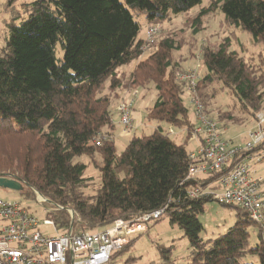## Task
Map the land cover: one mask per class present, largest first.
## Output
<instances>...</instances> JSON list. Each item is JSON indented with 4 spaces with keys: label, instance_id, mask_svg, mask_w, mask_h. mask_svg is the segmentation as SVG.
<instances>
[{
    "label": "trees",
    "instance_id": "1",
    "mask_svg": "<svg viewBox=\"0 0 264 264\" xmlns=\"http://www.w3.org/2000/svg\"><path fill=\"white\" fill-rule=\"evenodd\" d=\"M203 1L35 0L24 5L27 20L18 25L17 11L7 23L9 37L0 55V176L21 182L23 193L30 194L26 187L35 188L62 207L47 216L60 230H105L118 219L132 221L165 209L171 225L183 230L190 242L189 264H264V222H254L237 206L224 205L237 212L233 227L216 239H202L199 217L215 200L193 198L191 191L216 177L187 179L193 162L186 144H177L170 131L158 125L118 154L111 134L112 105L124 89L153 87L156 99L147 119L186 129V143L196 124L190 121L186 94L190 102L191 94L198 97L209 116L213 100L233 98L231 110L218 109V118L228 124L243 122L237 115L256 119L264 110V56L255 65L230 50L229 38L201 49L203 70L197 66L195 87L176 79L186 70L175 58L180 45L173 36L156 37L150 55L128 76L119 74L145 53L137 16L146 15L147 27L162 26ZM212 5L229 24L248 32L254 45L264 46V0H216ZM211 11L206 7L194 18L195 35ZM106 84L109 93L103 95ZM104 131L109 139L94 145ZM10 141L16 143L14 148L7 145ZM260 151L264 141L245 156ZM82 156L100 172L93 195L84 193L92 179L85 177L87 165L76 162ZM67 209L75 212V219ZM252 229L257 234L254 245ZM133 243L134 238L111 261ZM160 252L169 260V250L161 247Z\"/></svg>",
    "mask_w": 264,
    "mask_h": 264
},
{
    "label": "rangeland",
    "instance_id": "2",
    "mask_svg": "<svg viewBox=\"0 0 264 264\" xmlns=\"http://www.w3.org/2000/svg\"><path fill=\"white\" fill-rule=\"evenodd\" d=\"M10 0H0V55L6 47V40L9 37V29L7 23L12 22L13 14L17 11L20 12V18L17 20L19 25L23 21L29 18V12L24 6L31 4L35 0H17L9 5ZM216 0H204L203 3L191 10L190 12L178 17H173L171 20L165 21L161 26V32L158 35L161 36H173L175 41L180 45V50L175 52L176 60L181 64V67L186 71L192 70V68L199 67L200 71L203 69L200 67V53L203 47L207 45H215L222 42L224 39L229 38L231 41L230 50L236 51L240 56L246 60L251 61L255 65L259 62L261 56H264V46H256L253 44L252 36L245 31L235 28L229 24L223 12L218 9L217 6H213ZM211 6V12L208 16L204 17V29L198 35L193 33L192 22L196 18L202 9ZM137 21L141 24L142 29L140 31L138 39H146L147 20L146 15H140L136 17ZM190 22V23H189ZM151 51H147L143 56L131 63L125 65L118 71L120 75H129L128 70L134 69V67L142 60L146 59L150 55ZM63 55V53L61 52ZM250 62V63H251ZM109 93L108 84H106L103 95ZM153 95L155 90L153 87L149 89H124L120 92L117 100L113 102L112 109L116 107V110L120 103L133 100L132 105V118L135 128L127 131L124 137L116 139L117 153L121 154L129 142L135 137L149 136L152 134V128L157 127L159 124L163 127L172 130L170 137L177 144H186L187 151L191 152L197 148V140L189 139L188 142L184 129L172 128L166 123H158L156 121H149L147 119L148 109L153 106ZM186 106L190 110V121L195 123V115L193 106L190 102L188 94L184 97ZM233 104V98L229 96H219L213 100L209 106V114L211 117L219 120L221 128L223 129V135L226 140H229L233 145L238 147H244L247 142L250 141L249 135L252 131L257 130L258 116H264V110L259 113L255 118L237 115L243 122L240 123H227L221 121L218 118V109L224 111L231 110ZM135 119V120H134ZM228 124V125H227ZM142 127L136 131V127ZM264 128V125H263ZM170 129V130H169ZM226 129V131H225ZM118 137L120 130H117ZM108 134V131H104L102 135ZM116 137V138H117ZM6 144V143H5ZM16 143L9 142L7 145L14 148ZM264 152L260 151L255 153L252 157L247 159V162L251 169L256 172L258 177H264ZM76 162H82L87 165L85 177L91 178L92 182L90 186L84 190L86 195H93L96 189L100 186V172L90 163L86 156H82L76 159ZM216 179V178H215ZM30 194L23 193V191H14L10 189L0 188V200L6 202H16L26 209L29 213L35 215L41 222L47 219L48 208H51V202H43L42 199H46L35 188L26 187ZM203 230L201 237L205 241L216 239L217 237L225 234L231 227L237 222V212L234 208H230L220 204L217 201L208 202L205 205V211L199 217ZM147 230L134 237V243L129 249L116 254L114 259L108 264H189L191 260V245L186 238L184 231L178 226H172L170 219L167 215H163L158 221H151L146 224ZM43 232L50 237L56 235V232L51 227H43ZM101 231V230H98ZM251 243L254 245L257 242L256 230L252 229ZM170 251V258L166 260L160 248ZM250 260H254L250 258Z\"/></svg>",
    "mask_w": 264,
    "mask_h": 264
},
{
    "label": "built area",
    "instance_id": "3",
    "mask_svg": "<svg viewBox=\"0 0 264 264\" xmlns=\"http://www.w3.org/2000/svg\"><path fill=\"white\" fill-rule=\"evenodd\" d=\"M160 28V25L147 27L142 48L145 52L151 50ZM199 78L198 67L179 72L176 77L177 81L191 87H195ZM191 103L196 124L190 139L197 140L198 148L190 156L193 163L187 179L216 177L207 186L194 188L191 196H212L220 204L237 206L245 210L254 222L263 223L264 177L257 176L247 162L250 157L245 155L264 141V116H258L257 130L250 133V141L244 147H238L224 138L220 123L206 114L203 104L194 94H191ZM132 105L133 100L122 102L117 108L125 132L134 126ZM108 139V135H100L94 145L101 146ZM43 202L48 200L42 199ZM46 210L49 214L62 210V207L52 204ZM67 212L75 219L73 210L67 209ZM163 215L165 209H160L132 221L118 219L101 231L74 232L73 228L62 231L52 218L41 222L21 204L0 200V264H108L114 253L147 230V223L158 221ZM43 227L53 228L56 235L48 236L42 231Z\"/></svg>",
    "mask_w": 264,
    "mask_h": 264
},
{
    "label": "crops",
    "instance_id": "4",
    "mask_svg": "<svg viewBox=\"0 0 264 264\" xmlns=\"http://www.w3.org/2000/svg\"><path fill=\"white\" fill-rule=\"evenodd\" d=\"M136 67V66H135ZM135 67H134V69H135ZM134 69H130V70H128V72H132ZM120 70V69H119ZM155 99H156V92H155V95H153V101L155 102ZM154 102H153V104H154ZM116 107L117 106H115L113 109H112V112H113V117H112V123H113V126H114V130L111 132V134H112V136H113V139H114V142L116 141V139L118 140L120 137H124L125 135H126V133L127 132H125L124 131V128L122 127V125L120 124V116H119V114H118V112H117V110H116ZM150 109V108H149ZM149 109H148V111H149ZM147 114H148V112H147ZM193 116H194V114H193ZM195 117V116H194ZM135 120V119H134ZM195 121H196V118H195ZM159 125H161V124H159ZM163 126V125H162ZM142 127V125L141 126H138V127H136V131H138L140 128ZM133 128H135V126H133L131 129H133ZM163 128H165V130H167L168 128H166V127H163ZM117 130H120V135L117 137L116 136V133L118 134V132H117ZM156 130V127H153L152 128V131L154 132ZM170 130V129H169ZM225 131H226V129H225ZM152 132V133H153ZM184 132H185V134H186V138H187V131H186V129H184ZM117 137V138H116ZM116 144V143H115ZM197 148H198V142H197ZM197 148L194 150V151H191V152H189L190 154H193L196 150H197ZM203 178V177H202ZM201 178V179H202ZM202 180H207V179H202Z\"/></svg>",
    "mask_w": 264,
    "mask_h": 264
},
{
    "label": "water",
    "instance_id": "5",
    "mask_svg": "<svg viewBox=\"0 0 264 264\" xmlns=\"http://www.w3.org/2000/svg\"><path fill=\"white\" fill-rule=\"evenodd\" d=\"M0 188L10 189L14 191H23L24 185L15 179H11L5 176H0Z\"/></svg>",
    "mask_w": 264,
    "mask_h": 264
}]
</instances>
